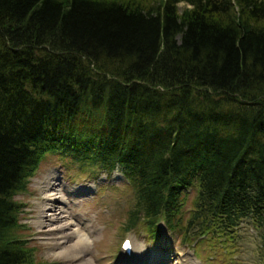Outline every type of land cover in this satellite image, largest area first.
I'll return each mask as SVG.
<instances>
[{
	"label": "trees",
	"instance_id": "trees-1",
	"mask_svg": "<svg viewBox=\"0 0 264 264\" xmlns=\"http://www.w3.org/2000/svg\"><path fill=\"white\" fill-rule=\"evenodd\" d=\"M48 152L123 173L126 231L249 218L264 252V0H0V264H38L14 197Z\"/></svg>",
	"mask_w": 264,
	"mask_h": 264
},
{
	"label": "rangeland",
	"instance_id": "rangeland-1",
	"mask_svg": "<svg viewBox=\"0 0 264 264\" xmlns=\"http://www.w3.org/2000/svg\"><path fill=\"white\" fill-rule=\"evenodd\" d=\"M70 159L53 152L46 153L30 178L27 190L15 196V200L24 205L17 234L32 248L36 263L73 264L65 259V254L57 256L61 247L56 244L57 241L48 239L36 223L41 202L38 181L55 176L58 187L67 198L66 209L72 216L74 228L87 227L89 239L77 256L82 260L88 259V264H122L121 241L126 237H130L133 244L140 248L146 260L157 253L155 264H185L186 260L189 264H264L262 232L249 219L231 232L220 233L221 237L210 232V238L209 234L204 238L194 236L186 242L182 241L183 230L169 232L162 223L161 232L154 239L143 227L126 233L125 225L135 198L122 173L115 170L108 175L88 166L83 168L84 164ZM195 197V188L181 195L182 212L175 216L178 226L183 227L189 220ZM224 235L227 237L222 238ZM129 262L126 261V264Z\"/></svg>",
	"mask_w": 264,
	"mask_h": 264
},
{
	"label": "bare ground",
	"instance_id": "bare-ground-1",
	"mask_svg": "<svg viewBox=\"0 0 264 264\" xmlns=\"http://www.w3.org/2000/svg\"><path fill=\"white\" fill-rule=\"evenodd\" d=\"M56 180L55 176H50L43 181H38L41 188V202L36 223L39 228L43 229L48 239L57 241L56 244L61 247L57 256L65 254L67 256L65 259L73 264H88V259L82 260V257L77 256V253L84 247L85 241L89 239L87 227L74 228L72 216L66 209L67 198L58 187ZM132 254L131 258L124 256L122 264H126V261H130L129 264H155L158 256L156 253L146 260L137 245L134 246ZM184 263L189 264V260Z\"/></svg>",
	"mask_w": 264,
	"mask_h": 264
}]
</instances>
